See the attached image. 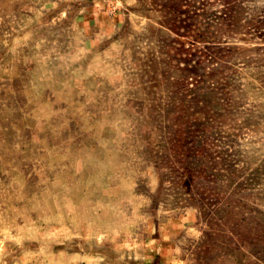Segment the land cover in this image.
Listing matches in <instances>:
<instances>
[{
	"label": "rangeland",
	"instance_id": "obj_1",
	"mask_svg": "<svg viewBox=\"0 0 264 264\" xmlns=\"http://www.w3.org/2000/svg\"><path fill=\"white\" fill-rule=\"evenodd\" d=\"M0 264H264V0H0Z\"/></svg>",
	"mask_w": 264,
	"mask_h": 264
}]
</instances>
